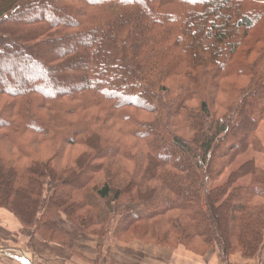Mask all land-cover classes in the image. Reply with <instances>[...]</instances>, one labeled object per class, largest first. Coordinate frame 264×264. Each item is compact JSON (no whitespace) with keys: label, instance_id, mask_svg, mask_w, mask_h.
I'll list each match as a JSON object with an SVG mask.
<instances>
[{"label":"trees","instance_id":"obj_1","mask_svg":"<svg viewBox=\"0 0 264 264\" xmlns=\"http://www.w3.org/2000/svg\"><path fill=\"white\" fill-rule=\"evenodd\" d=\"M1 78V139L29 162L0 145V210L24 229L74 249L163 218L158 245L262 249L264 168L229 169L264 151V0H0ZM26 135L87 149L56 165Z\"/></svg>","mask_w":264,"mask_h":264},{"label":"crops","instance_id":"obj_2","mask_svg":"<svg viewBox=\"0 0 264 264\" xmlns=\"http://www.w3.org/2000/svg\"><path fill=\"white\" fill-rule=\"evenodd\" d=\"M257 136L264 146V121L257 128ZM246 153L247 159H254L259 166L264 167V151L251 147ZM33 232L26 231L9 213L0 212V264H26V261L21 260L23 253L32 255V264H88L75 252L107 264H264V247L255 256L248 258L240 252L225 258L216 245L198 252L182 244L169 247L158 244L146 246L136 242L130 246L115 240L105 251H101L99 247H104V244L79 240L74 249H70L45 242ZM21 237L27 240L21 241Z\"/></svg>","mask_w":264,"mask_h":264},{"label":"rangeland","instance_id":"obj_3","mask_svg":"<svg viewBox=\"0 0 264 264\" xmlns=\"http://www.w3.org/2000/svg\"><path fill=\"white\" fill-rule=\"evenodd\" d=\"M20 71L22 72L21 69H20ZM1 72L3 74L2 77L7 79V69L5 70L4 67H3ZM0 82H2V78L0 79ZM139 118H147V117H142V116L140 117L139 116ZM1 137H2V134L0 133V145H2L5 142V144H6L7 148H8L4 152L3 151V146L1 147L5 156H9V157L15 158V160H16L18 165H24L25 163L29 162L28 158L20 156L21 155L20 152L17 151V149H14L5 139H1ZM23 138H24L25 142L28 145V151L35 153V156L32 155L33 157H38L36 159H39V158L46 159L51 154L52 156L57 157L56 165L61 164L62 163L61 161H63L64 163H66L68 160L69 161H71V160L73 161L75 156H77L78 153L83 152V151H85L87 149L86 147H84L82 145H71V146L63 148V150H61V154L62 155H59V150L58 151L57 150H51L50 149L51 147H49L48 143H46V144H38V142H35L33 140V138H34L33 135H26ZM66 157H67V159H66ZM247 157H248V154L246 152L244 154H241L239 156V158L237 159L236 163L233 165V167L231 169H229V171L232 170L233 168L238 167L239 165H241L243 163H246L247 161L251 160V159H247ZM252 160L255 162V164L258 167H262V166H259L254 159H252ZM141 162H143V161H141ZM129 167L133 168L132 165H129ZM223 178L225 179L226 176H223L222 179ZM245 180H247V179H245ZM136 207H137V204L130 203L127 199H120V201H118L116 203L115 209H118L120 211V215H122V214L126 213L127 211H129V209H135ZM0 212L3 213L4 211L0 210ZM62 219L64 221L61 223V225H64V227L66 228L65 230L70 231V232L75 230V227L72 225V223L69 224V222H66L65 217H63ZM163 220H164L163 218H157L155 220H151V221H148V222H141L140 224H135L134 226H130L128 224H125V226L123 228V231H120V232H116L114 227L102 226V229H101V228H99L101 226H99V227H97L94 230V233L91 232L92 230L89 229L87 231L88 233H83V235L79 234V236H77L75 238L74 242H75V244L79 240H87V241L99 242L100 244H104V247H101V248L99 247V249L101 251L102 250L105 251L106 247L109 246L115 240L120 242V243L123 242L125 244H129L130 246H132L136 242H141L140 244H143V245H146V246H151L152 244L158 243V241H157L158 240V236L155 234L154 231H148L147 224L149 222H151V223H153L155 225L161 226V223L163 222ZM130 222L132 223L133 221L131 220ZM98 228L101 231L97 230ZM28 230H29V232H33V230L30 229V228L26 229V231H28ZM106 230L108 232H113V233L108 235L107 234L108 232H105ZM142 230L146 231L145 235L144 234L142 235V232H141ZM157 230H158V228H157ZM114 233L118 237L113 238V237L116 236V235H114ZM22 240H27V238L26 237L25 238L21 237V241ZM171 245H173V244H171ZM205 245L206 244H204L202 242L201 243L199 242V244H198L199 248L196 247V248H193V249H195L198 252H201V251H203L206 248ZM263 247H264V244H263L262 248ZM231 250H234L233 251L234 253H238V252L242 253L239 246L238 247L234 246V248L231 249ZM75 254L78 255L81 258L83 257L85 259V260L84 259L83 260L86 261L88 264H103V262H100L99 260L94 259L91 256H90L91 258L87 257V256L86 257L82 256V253H80V252H75ZM24 255H25V259H24ZM83 255H85L84 252H83ZM245 257L248 258V257H253V256H245ZM30 258L34 261V259L32 258V255L30 253H23L21 260H22V262L26 261L25 262L26 264H32ZM105 263L107 264V262H105ZM112 264H123V263L118 262V263H112Z\"/></svg>","mask_w":264,"mask_h":264},{"label":"water","instance_id":"obj_4","mask_svg":"<svg viewBox=\"0 0 264 264\" xmlns=\"http://www.w3.org/2000/svg\"><path fill=\"white\" fill-rule=\"evenodd\" d=\"M19 257V256H18Z\"/></svg>","mask_w":264,"mask_h":264}]
</instances>
